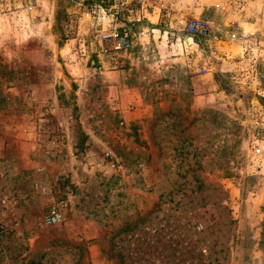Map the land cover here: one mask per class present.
I'll return each mask as SVG.
<instances>
[{
	"label": "rangeland",
	"instance_id": "1",
	"mask_svg": "<svg viewBox=\"0 0 264 264\" xmlns=\"http://www.w3.org/2000/svg\"><path fill=\"white\" fill-rule=\"evenodd\" d=\"M171 1L217 29L153 16L126 55L88 1L0 0V264H264V21Z\"/></svg>",
	"mask_w": 264,
	"mask_h": 264
},
{
	"label": "built area",
	"instance_id": "2",
	"mask_svg": "<svg viewBox=\"0 0 264 264\" xmlns=\"http://www.w3.org/2000/svg\"><path fill=\"white\" fill-rule=\"evenodd\" d=\"M90 2V10H98L101 19L108 22L103 25L99 22L100 29L97 32V39L101 43L110 45V49L123 52L126 55L135 45L136 33L134 27L142 25L148 27L149 20L153 16L170 14L172 19L177 21L178 29L187 32L189 35L210 34L217 27L212 21L201 18H193L181 21L176 6L171 0H84ZM32 9V7H30ZM227 36L234 41L244 42L248 35L245 30H225ZM264 156V149L258 151ZM109 171H116L120 168L119 160L111 151H106L102 162L98 164ZM68 203L60 199L54 202L49 212L43 218V225L54 226L64 221Z\"/></svg>",
	"mask_w": 264,
	"mask_h": 264
},
{
	"label": "crops",
	"instance_id": "3",
	"mask_svg": "<svg viewBox=\"0 0 264 264\" xmlns=\"http://www.w3.org/2000/svg\"><path fill=\"white\" fill-rule=\"evenodd\" d=\"M256 2H257V0H253V7H252L253 8L252 11H253V15H254V17H252L253 22L252 23L247 22L248 21L247 20L248 11H246L245 13L236 11L235 15H233V17H234L233 21H234L235 26H238L237 24H239V25L243 26V30H246L247 27L245 26V24H251L254 27V29H256V30L262 29V26H263L262 22L264 21V19L261 18L260 13L264 11V8H263L264 1L263 2L261 1V3L259 2L258 6L255 5ZM247 6H248V8H246ZM247 6L245 8L250 9V4ZM240 28H242V27H240Z\"/></svg>",
	"mask_w": 264,
	"mask_h": 264
}]
</instances>
